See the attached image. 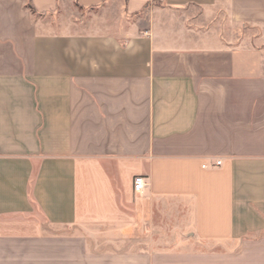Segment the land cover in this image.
I'll list each match as a JSON object with an SVG mask.
<instances>
[{
	"label": "crops",
	"instance_id": "1",
	"mask_svg": "<svg viewBox=\"0 0 264 264\" xmlns=\"http://www.w3.org/2000/svg\"><path fill=\"white\" fill-rule=\"evenodd\" d=\"M257 28L264 0H0V264H264Z\"/></svg>",
	"mask_w": 264,
	"mask_h": 264
},
{
	"label": "rangeland",
	"instance_id": "2",
	"mask_svg": "<svg viewBox=\"0 0 264 264\" xmlns=\"http://www.w3.org/2000/svg\"><path fill=\"white\" fill-rule=\"evenodd\" d=\"M100 12L97 11L95 13V16L97 14H99ZM80 17H91V15L89 14H85L84 12H82L80 14ZM247 37H248V40H251L252 43L254 44H261L263 47H264V30L263 29H253V30H250L247 32ZM245 35V37H246ZM140 233V231H138ZM101 244V243H100Z\"/></svg>",
	"mask_w": 264,
	"mask_h": 264
},
{
	"label": "built area",
	"instance_id": "3",
	"mask_svg": "<svg viewBox=\"0 0 264 264\" xmlns=\"http://www.w3.org/2000/svg\"><path fill=\"white\" fill-rule=\"evenodd\" d=\"M220 164H221V161L216 159L214 162V165L217 166ZM203 166H205V165H203ZM145 185H146V182H145V179L142 175H136L134 177V181H133L134 191L141 192L144 189Z\"/></svg>",
	"mask_w": 264,
	"mask_h": 264
}]
</instances>
